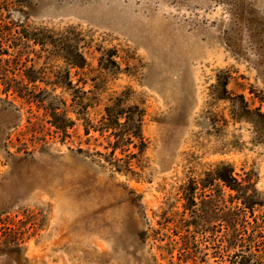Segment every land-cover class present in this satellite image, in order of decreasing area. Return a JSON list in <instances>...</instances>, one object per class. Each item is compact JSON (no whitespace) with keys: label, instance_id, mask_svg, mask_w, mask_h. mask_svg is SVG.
Segmentation results:
<instances>
[{"label":"rangeland","instance_id":"1","mask_svg":"<svg viewBox=\"0 0 264 264\" xmlns=\"http://www.w3.org/2000/svg\"><path fill=\"white\" fill-rule=\"evenodd\" d=\"M1 13L77 40L87 64L26 51L67 135L0 85V264H264V0H0ZM60 69L74 90L52 83ZM116 97L145 111L143 152L111 156L84 132ZM224 165L241 191L215 176Z\"/></svg>","mask_w":264,"mask_h":264},{"label":"trees","instance_id":"2","mask_svg":"<svg viewBox=\"0 0 264 264\" xmlns=\"http://www.w3.org/2000/svg\"><path fill=\"white\" fill-rule=\"evenodd\" d=\"M3 13L0 14V85L8 98L13 95L23 102L42 108L49 119V123L62 135H67V130L74 125V121L66 116L64 111L59 112L55 104L57 97H52L49 92L38 86L37 82H45L42 71L36 70L33 65L27 66L30 61V52H26L33 45H40L41 48L49 43L56 53L60 54L69 68L82 69L86 66L87 60L80 50L79 42L66 37L55 38L52 35H45L41 32L30 33L23 26L11 28L5 23ZM74 41V42H72ZM53 54V53H52ZM109 55L108 61L115 63ZM54 85H61L67 89H75L70 69L58 70L54 73L52 80ZM228 80L220 83L222 90L228 93ZM78 92L80 90H77ZM81 99L80 96H75ZM123 98L116 97L111 105H106L104 114L97 124L90 121L84 128L86 135L90 130L98 132L100 136L107 138L110 155L114 156L116 150H129L132 145L139 152L146 147L145 138L142 134V124L145 111L140 105L123 106ZM86 109L85 106H80ZM249 111V110H248ZM84 114V112H82ZM264 117V113L259 112ZM86 119V118H85ZM234 170L230 165L217 168L215 176L224 185L234 191H241L244 186L233 174ZM242 201L246 208H253L259 204L250 194H242ZM249 205V206H248Z\"/></svg>","mask_w":264,"mask_h":264}]
</instances>
